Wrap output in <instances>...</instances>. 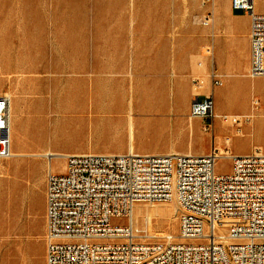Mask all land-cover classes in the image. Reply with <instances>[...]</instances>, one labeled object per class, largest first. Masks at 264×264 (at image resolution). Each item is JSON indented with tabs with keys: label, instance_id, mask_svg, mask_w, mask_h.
<instances>
[{
	"label": "rangeland",
	"instance_id": "obj_1",
	"mask_svg": "<svg viewBox=\"0 0 264 264\" xmlns=\"http://www.w3.org/2000/svg\"><path fill=\"white\" fill-rule=\"evenodd\" d=\"M256 10L264 14V0ZM210 14L209 27L197 23ZM228 21L250 26L248 16L232 17L230 0H0V96L12 98L14 154L0 160V264H46L47 153L264 155V96L253 94L264 78L249 76V45H237L222 70L214 59ZM132 87L165 90L164 113L131 118ZM208 96L217 118L190 120L192 100ZM254 100L261 101L257 109ZM224 115L239 124L225 123ZM51 164L61 173L65 162ZM231 166L221 159L217 171ZM161 206L170 203L135 210ZM174 206L170 215H141L135 227L146 242L178 235Z\"/></svg>",
	"mask_w": 264,
	"mask_h": 264
},
{
	"label": "built area",
	"instance_id": "obj_2",
	"mask_svg": "<svg viewBox=\"0 0 264 264\" xmlns=\"http://www.w3.org/2000/svg\"><path fill=\"white\" fill-rule=\"evenodd\" d=\"M250 20L249 76L264 78V14L255 0H230ZM209 27L210 14L197 20ZM208 54H211L210 50ZM214 87L222 85L212 73ZM253 108L259 107L254 100ZM12 98L0 96V160L14 157ZM217 118L213 97H195L189 119ZM238 125L239 117L224 115ZM212 125L204 130L210 132ZM46 176V264H264V155H66ZM230 160L229 172L217 171ZM175 202L179 232L145 241L131 217L140 203Z\"/></svg>",
	"mask_w": 264,
	"mask_h": 264
},
{
	"label": "bare ground",
	"instance_id": "obj_3",
	"mask_svg": "<svg viewBox=\"0 0 264 264\" xmlns=\"http://www.w3.org/2000/svg\"><path fill=\"white\" fill-rule=\"evenodd\" d=\"M255 2H257V0H255ZM129 92H130V100L128 102L130 104L129 110H130V113H131V118H133L134 115H137V113H141L142 111L145 113V115L146 114H151V115H156V117H158L159 115H162L164 113V111H162V110L163 109L166 110V108L168 106L166 92H165V90H163L161 88L154 87V88H149V89H139L137 87L136 88L132 87V89ZM241 94H243V92H240L234 98L238 104H241V102H242ZM231 100H232V98L228 99V101H231ZM11 117H12V112H11ZM253 117H254V115H253ZM131 150H133L132 149V144L130 145V151ZM220 153L223 154L224 151H222ZM45 156L49 157V159H51V158L57 159V158H60L62 155H60L58 153L50 152V153H47ZM174 205H175V202H170V206H167V207L166 206L165 207H162V206L161 207H155L151 211H149L148 209L146 210V208L145 209L138 208L137 210L134 209V212L132 214L131 220H132L134 225H137L139 223V219H140L141 215L144 214V213L145 214H150V215L156 214V213H164V214L170 215L172 213V211L175 210V206ZM147 227L150 229V231L152 230L153 226H152L150 220H148V222H147ZM154 235H158V234L155 233Z\"/></svg>",
	"mask_w": 264,
	"mask_h": 264
},
{
	"label": "crops",
	"instance_id": "obj_4",
	"mask_svg": "<svg viewBox=\"0 0 264 264\" xmlns=\"http://www.w3.org/2000/svg\"><path fill=\"white\" fill-rule=\"evenodd\" d=\"M231 15L233 18L236 19H242V18L244 19L247 17L243 13L236 14V12H233L232 10H231ZM222 25L223 26L221 28L226 29L227 31L221 32L219 34L218 39L216 38L214 42V48H213L214 59H216L217 68L221 70L224 67L226 61L230 60L235 56L236 54L235 49L237 45L244 47L246 46L248 47L249 45V50H250V39H249L250 26L248 25L240 26L237 21L223 22ZM259 81L260 84L257 87L253 88V94L263 97L264 80H259ZM260 108H262V106H260Z\"/></svg>",
	"mask_w": 264,
	"mask_h": 264
}]
</instances>
